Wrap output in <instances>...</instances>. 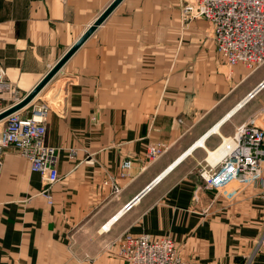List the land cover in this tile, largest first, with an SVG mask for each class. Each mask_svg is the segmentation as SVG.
<instances>
[{
    "label": "crops",
    "instance_id": "crops-1",
    "mask_svg": "<svg viewBox=\"0 0 264 264\" xmlns=\"http://www.w3.org/2000/svg\"><path fill=\"white\" fill-rule=\"evenodd\" d=\"M112 1L0 0V65L20 97ZM193 2L123 0L18 112L48 107L59 178L47 204L28 161L0 155V264H127L116 254L124 233L171 238L185 264H264V163L261 180L232 199L197 176L240 125L264 127V84L244 101L264 83V64L229 66L210 24L182 14ZM11 104L2 93L0 107ZM157 144L165 149L150 161Z\"/></svg>",
    "mask_w": 264,
    "mask_h": 264
},
{
    "label": "built area",
    "instance_id": "built-area-1",
    "mask_svg": "<svg viewBox=\"0 0 264 264\" xmlns=\"http://www.w3.org/2000/svg\"><path fill=\"white\" fill-rule=\"evenodd\" d=\"M182 14L202 18L210 24L217 53L229 66L240 65L254 71L264 64V0H194L182 8ZM4 92L12 93L10 106L23 99L6 81L0 65V95ZM7 108L0 107V112ZM48 112L47 106L39 105L31 109L30 117L18 112L7 116L0 131V155L12 149L25 158L30 171L45 181L46 187L40 194L47 204H52L50 187L58 181L59 175L55 149L46 143ZM229 139L233 147L216 163L201 166L197 175L206 191L225 199H232L238 189L261 180L264 127L251 121L239 126ZM164 149L162 145H150L148 160L157 159ZM132 164L131 160L123 161L119 176L127 177ZM118 241L116 254L127 264H185L171 238L151 240L146 235L124 233ZM263 241L264 237L259 246Z\"/></svg>",
    "mask_w": 264,
    "mask_h": 264
},
{
    "label": "water",
    "instance_id": "water-1",
    "mask_svg": "<svg viewBox=\"0 0 264 264\" xmlns=\"http://www.w3.org/2000/svg\"><path fill=\"white\" fill-rule=\"evenodd\" d=\"M123 0H113L106 9L97 17V19L90 25V27L84 32V34L74 43V45L68 49V51L51 67V69L44 75V77L39 81V83L25 96L23 99L13 105L8 107L7 109L0 112V122L3 121L7 116L17 113L22 109L28 107L33 99L37 96L40 90L52 79V77L62 68V66L69 60V58L80 48V46L92 35V33L100 26L104 20L115 10V8L122 2ZM261 83L257 89H255L252 93L248 95V97L244 100H248L251 98L256 91L263 85ZM243 101V102H244ZM241 104V103H240ZM30 117V114L28 115ZM217 127H214L208 134L215 131ZM203 139L199 141L197 144H201ZM190 151H187L188 154ZM163 175L155 179L149 186H147L139 195H137L130 203H128L124 209H122L121 213H124L127 208L136 203L140 196L144 194L150 187H152ZM119 214V215H120ZM118 215V216H119ZM117 216V217H118ZM116 218V217H115Z\"/></svg>",
    "mask_w": 264,
    "mask_h": 264
},
{
    "label": "bare ground",
    "instance_id": "bare-ground-1",
    "mask_svg": "<svg viewBox=\"0 0 264 264\" xmlns=\"http://www.w3.org/2000/svg\"><path fill=\"white\" fill-rule=\"evenodd\" d=\"M232 144H233V142H232ZM232 144H231V145H232ZM232 147H233V145H232ZM232 147H231V148H232ZM219 151L221 152L222 150H220V149H219L217 152H214V154L216 153V154H218V155H219V154H220V152H219ZM222 153H223V152H222ZM226 153H227V152H226ZM214 154H213V155H214ZM217 159H218V158H217Z\"/></svg>",
    "mask_w": 264,
    "mask_h": 264
},
{
    "label": "rangeland",
    "instance_id": "rangeland-1",
    "mask_svg": "<svg viewBox=\"0 0 264 264\" xmlns=\"http://www.w3.org/2000/svg\"><path fill=\"white\" fill-rule=\"evenodd\" d=\"M257 108V107H256ZM241 126V125H240ZM200 158H203L204 157V154L202 153V156L200 155L199 156ZM197 175H198V173H197ZM262 253V252H261Z\"/></svg>",
    "mask_w": 264,
    "mask_h": 264
}]
</instances>
